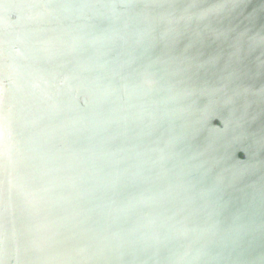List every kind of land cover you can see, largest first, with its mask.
Wrapping results in <instances>:
<instances>
[{
	"label": "water",
	"instance_id": "water-1",
	"mask_svg": "<svg viewBox=\"0 0 264 264\" xmlns=\"http://www.w3.org/2000/svg\"><path fill=\"white\" fill-rule=\"evenodd\" d=\"M0 264H264V0H0Z\"/></svg>",
	"mask_w": 264,
	"mask_h": 264
}]
</instances>
